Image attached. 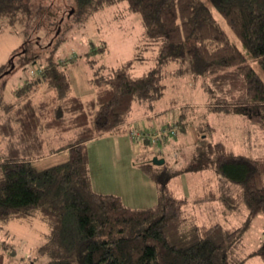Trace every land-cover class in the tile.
I'll return each mask as SVG.
<instances>
[{
  "label": "trees",
  "instance_id": "1",
  "mask_svg": "<svg viewBox=\"0 0 264 264\" xmlns=\"http://www.w3.org/2000/svg\"><path fill=\"white\" fill-rule=\"evenodd\" d=\"M57 1L0 0V33L24 28L27 36L0 67V264L17 252L8 221L35 214L47 222L48 239L29 262L16 259L18 264H39L37 256L48 259L43 264H233L231 246L264 213V153H249L264 147V0H209L245 51L202 0H72L62 11ZM122 3L140 17L144 43L116 67L88 57L95 94L85 99L73 92L64 61L30 49L37 42L30 34L45 24L58 28L63 19H90ZM148 58L156 66L137 74L135 63ZM169 65L175 74L202 80L211 110L240 115L255 131L240 137L248 149L237 153L215 137L212 124L196 130L189 169L203 173L205 190L193 201L172 188L175 168L140 162L159 200L136 208L119 195L93 188L89 142L125 131L136 102L147 104L141 113L150 115L148 108L165 92ZM17 70H26L28 77L9 99L6 77ZM185 120L181 111L174 125L164 126L167 135L159 143L187 131ZM143 138L153 143L149 136ZM179 149L173 152L176 157ZM61 152L68 153L65 161L42 169L35 165L41 157ZM215 202L226 217L246 211L245 224L199 222L193 205ZM140 223L147 225L143 232L121 235ZM260 256L264 263V250Z\"/></svg>",
  "mask_w": 264,
  "mask_h": 264
},
{
  "label": "rangeland",
  "instance_id": "2",
  "mask_svg": "<svg viewBox=\"0 0 264 264\" xmlns=\"http://www.w3.org/2000/svg\"><path fill=\"white\" fill-rule=\"evenodd\" d=\"M211 9L212 14L222 27L228 32L230 38L245 51V48L240 39L235 34L233 28L226 22L218 10L210 3L209 0H202ZM72 0H58L56 7L58 11H62L67 5H71ZM109 6L99 10L90 19L74 20L63 19L62 25L56 28V25H44L39 31H33L30 35L32 40H36V44L30 46L34 52L45 51L44 55H53L57 61H64L63 67H66L73 81V92L81 95L85 99L94 96L95 88L90 82L92 78V68L89 66L88 57L91 60H97L99 64L103 63L110 67H116L128 59L135 56L136 51L143 44L144 27L140 17L130 11L125 3L121 4V8ZM117 8V9H116ZM115 9V10H114ZM54 10V8H52ZM53 17L47 22H51ZM31 32V28H28ZM39 32V33H38ZM27 39L24 28L3 29L0 33V67L4 63L9 62L14 50L20 47L23 40ZM50 41V42H48ZM41 42V44H39ZM48 44V45H47ZM46 45L45 48L43 46ZM105 45V50L87 54L97 47ZM152 51L147 52L150 56ZM45 57V56H43ZM39 61L45 62V59L38 58ZM156 66L154 59H142L135 63L134 71L137 74H142ZM173 65L165 67L168 71V76L164 79L166 83L165 92L161 99L154 101L153 107H149L150 115L160 113L157 118L147 119L152 126L139 127L146 130L152 129L161 124L165 128L169 123H176L178 115L181 111L186 113V122H188V130L178 133L183 140L181 148L178 150L179 156L175 158L173 149L170 146H163V153L167 159V163H161L158 167L163 169L175 168L171 178V186L178 196L188 198L191 201L200 197L204 190L203 173L190 170L192 164V156L194 153V132L196 130L205 129V124L208 122L213 125L215 137L223 139L226 143L227 150H233L237 153L243 152L242 146L239 143H234L240 140V137L246 132L247 136L250 132L254 134V127L242 116L231 113L215 112L210 109L206 98V93L202 87V80H195L190 74L178 75L171 72ZM28 77L26 70H17L14 74L6 77V94L9 99L12 98V90L18 87L22 81ZM147 104L136 102L133 116L139 115L144 111ZM162 117L164 118L162 120ZM167 117V118H166ZM158 120L160 122H158ZM155 129V128H154ZM141 130V129H140ZM245 133V135H246ZM118 134V133H117ZM264 137V132L262 133ZM115 134L111 137H101L97 140L89 142L90 151V168L93 181V188L100 193H108L119 195L123 200L130 205L133 194H138L140 190L148 192L146 185L141 182L139 171L136 168L135 162L152 161L153 144H145L146 156H137L132 153L131 141L129 140L127 149L121 151L115 141ZM235 140V141H234ZM115 149V154L110 150L111 144ZM107 145V146H106ZM160 147V146H159ZM109 148V149H106ZM120 149L122 159L119 161ZM177 148H175L176 150ZM157 150V148H156ZM102 151H105L101 154ZM159 152L158 150L156 151ZM154 152V154H156ZM251 155H260L264 153V147L259 146L249 152ZM114 157L115 165H112L110 156ZM133 154V155H132ZM68 158L65 153H59L55 156H46L43 161H36L38 168H45L57 163H61ZM134 163V164H133ZM153 163V162H152ZM130 164H133L131 166ZM147 174V173H146ZM205 174V173H204ZM149 175L147 174V177ZM157 189V188H156ZM158 192V191H157ZM155 200V199H154ZM158 197L153 203H157ZM131 206V205H130ZM142 208V207H141ZM193 208L198 214V221L201 223L213 222H228L244 225L247 219L246 211L240 215L226 217L221 209V205L217 202L207 203L204 205L195 206ZM146 224H134L130 230L121 233L127 236L135 233L143 232ZM6 229H10V234L14 236V247L17 252L13 257L7 258L5 264H18L23 261H30L33 253L37 248L43 245L49 235L47 222L38 214L30 218H20L8 221ZM264 250V213L257 216L248 227H246L239 237V240L230 248V258L233 264H264L261 260L260 253ZM19 259V262H16ZM48 259L46 257H36V262L43 264Z\"/></svg>",
  "mask_w": 264,
  "mask_h": 264
},
{
  "label": "crops",
  "instance_id": "3",
  "mask_svg": "<svg viewBox=\"0 0 264 264\" xmlns=\"http://www.w3.org/2000/svg\"><path fill=\"white\" fill-rule=\"evenodd\" d=\"M160 113H158V115ZM139 115H143V114L140 112ZM158 115L157 114L155 116L154 115H148V116L147 115H143L141 117L133 116L131 118V120L127 123L125 131H122V132H110V133H107V134L103 135L102 137H104V136L111 137V135L115 134V136H114L115 138L114 139L116 141V144L119 147L121 146V151L122 152L125 151V149H127V145H128L129 140H130L131 141V144H130L131 148L133 147L132 153L134 152L136 154V157L137 156H142V155L146 156L145 144H147V143L153 144L157 148V150L159 152L157 153L156 152L157 150L155 148V150L153 151V156H151L152 157V162H153V159L155 157H157L158 159H164V162H166L167 159L165 158L164 154H162L163 153V146H170V148L173 149V151H174L175 148H179L183 144V142H184L183 140H186V138H180L178 136V138H176V139L175 138H170L167 142L164 140V142H161V143H159V142L151 143V142H149V140H147V139H145L143 137H139V136H135L134 135V132L137 131V130L138 131L140 129L141 130H146L145 128H138L139 126L140 127L152 126L150 124V122L147 123V119H149L151 117L157 118ZM147 117H149V118H147ZM163 119L164 118L162 117V120ZM158 122H160V121L158 120ZM161 129H163V126L161 127V124H159L156 127H153L151 130L148 129V131L154 133V132H158ZM194 136H195V140H196V131L194 132ZM100 138L101 137H98V138H96L94 140H97V139H100ZM234 143H236V144L239 143V145L242 146L243 150L244 149H248L247 145L244 143V140L242 138H240V140H236ZM110 144H111L110 150L112 151L113 154H115V149L113 147V145H114L113 142L110 141ZM106 149H109V148H106ZM104 152L105 151H102L101 154L104 153ZM154 152H156V154H154ZM61 153H65V154L68 155L67 152H61ZM118 153L120 155V157H119V161H120L122 159L120 149H118ZM58 154L59 153H54V154H51V155H48V156L51 157V156H55V155H58ZM113 154L110 157H111V159H113L112 160V165H115ZM173 155H174V153H173ZM175 158H177V157L175 156ZM44 159H46V156L41 157L37 161H43ZM135 163H136V166H137L136 168L139 171V175L141 176L140 177L141 182L144 183L146 185V188L147 189L149 188L148 190H150V191L144 192V190H140L139 192H136L138 194H133V196H131V198H128L129 201H132V203L130 205L132 207H136V208H141V207H146V206L153 205V204H155L153 202L158 197V192H157L156 186H155L154 182L152 181V179L149 176L147 177V174L141 169L140 163L139 162H135ZM133 164H130V165L133 166Z\"/></svg>",
  "mask_w": 264,
  "mask_h": 264
},
{
  "label": "built area",
  "instance_id": "4",
  "mask_svg": "<svg viewBox=\"0 0 264 264\" xmlns=\"http://www.w3.org/2000/svg\"><path fill=\"white\" fill-rule=\"evenodd\" d=\"M135 136H139V137H144V136H149L151 138V140L153 141V143H157L162 139L166 138L167 135V130L166 129H161L158 132H154V133H146L143 131H135L134 132Z\"/></svg>",
  "mask_w": 264,
  "mask_h": 264
},
{
  "label": "water",
  "instance_id": "5",
  "mask_svg": "<svg viewBox=\"0 0 264 264\" xmlns=\"http://www.w3.org/2000/svg\"><path fill=\"white\" fill-rule=\"evenodd\" d=\"M153 163L156 164V165L164 163V159H158L157 157H155L153 159Z\"/></svg>",
  "mask_w": 264,
  "mask_h": 264
}]
</instances>
